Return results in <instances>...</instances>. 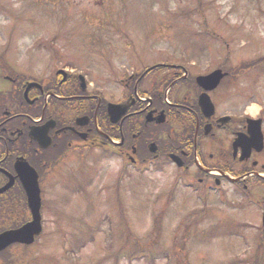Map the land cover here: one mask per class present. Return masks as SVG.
<instances>
[{
	"label": "rangeland",
	"instance_id": "obj_1",
	"mask_svg": "<svg viewBox=\"0 0 264 264\" xmlns=\"http://www.w3.org/2000/svg\"><path fill=\"white\" fill-rule=\"evenodd\" d=\"M197 6L217 35L205 34L206 18ZM127 41L134 46L131 58L137 66L118 61ZM36 46L45 52L32 49ZM50 51H58L59 60ZM226 53L233 66L264 57V0H0L1 63L10 70L30 63L28 70L36 66L47 74L75 64L74 70L89 73L93 90L107 87L109 97L119 94L117 81L127 69L180 62L196 77L216 69ZM113 64L116 75L106 68ZM231 83L240 90L236 100ZM231 83L222 87L223 111L247 109L264 118V64L245 69ZM120 156L89 148L65 154L44 181V235L15 264H151L130 258L139 247L150 257L151 248L142 242H152V230L158 234L154 227L160 214L158 245L181 249L171 260L162 256L154 264H253L260 259L264 185L249 184L248 196L242 187L225 182L217 188L213 181L208 192L200 184L186 186L196 175L181 177L169 162L142 171Z\"/></svg>",
	"mask_w": 264,
	"mask_h": 264
},
{
	"label": "flooded vegetation",
	"instance_id": "obj_2",
	"mask_svg": "<svg viewBox=\"0 0 264 264\" xmlns=\"http://www.w3.org/2000/svg\"><path fill=\"white\" fill-rule=\"evenodd\" d=\"M28 64L10 70L0 62V232L21 228L32 219L23 182L28 163L40 176L44 219V181L48 172L59 165L67 152L78 148L112 147L126 157L136 148L137 158L140 148L145 146L140 142L147 136L157 139L158 144L163 143L159 149L160 156L165 157L157 160H171L169 155L176 153L183 158L185 170L190 171L193 166L201 168L203 178L200 181L212 177V173L204 168L212 170L226 165L231 171V165L244 166L251 160L253 164L261 156L262 152L253 149L249 159L241 160L243 148L235 149L238 136L243 139L246 152L249 146L251 134L244 113L232 114L228 124H219L217 117H212V128L206 132L209 120L202 115L198 100L202 89L190 73L182 78L183 74L177 70L156 82H147V74L141 80L137 74H128L121 79L127 92L116 102L130 105L121 120L113 123L108 112L111 101L97 89H92L88 74L85 76L82 70H74L67 64H62V68H51L47 74L36 66L28 70L32 66ZM174 81L177 82L171 86L169 98L166 88ZM216 91L210 94L214 96ZM163 111L168 122H177V134L154 132ZM149 114L156 122L146 124ZM195 119L199 123L194 129H198L197 158L194 152L196 133L192 134ZM136 158L134 163L139 161ZM243 172L247 170L243 169ZM14 246L22 249L27 245L15 243L0 251V264H12Z\"/></svg>",
	"mask_w": 264,
	"mask_h": 264
},
{
	"label": "water",
	"instance_id": "obj_3",
	"mask_svg": "<svg viewBox=\"0 0 264 264\" xmlns=\"http://www.w3.org/2000/svg\"><path fill=\"white\" fill-rule=\"evenodd\" d=\"M222 77L223 74H221V70H218L210 76L200 77L198 80L201 84L211 82L217 85ZM204 101L206 102L205 99ZM251 130L253 140L255 142H261L259 147V150H261L264 138L261 130V120L252 121ZM23 182L28 195L29 206L33 213V220L19 229L1 233L0 250L15 242L30 244L35 240V236L42 232L41 194L37 173L33 169L27 167V173L24 174Z\"/></svg>",
	"mask_w": 264,
	"mask_h": 264
},
{
	"label": "trees",
	"instance_id": "obj_4",
	"mask_svg": "<svg viewBox=\"0 0 264 264\" xmlns=\"http://www.w3.org/2000/svg\"><path fill=\"white\" fill-rule=\"evenodd\" d=\"M195 10H198V12L200 11L199 10V7H196ZM200 13H201L202 16H204L206 18L205 19V22H204V26H205V31L204 32H205V34H208V33H211L213 35L216 34L214 31H210L209 28L207 27V23H208L207 15L204 12H202V11H200ZM262 64H264V57L258 58V59H252V60L248 61V63H246L245 65H241V66L240 65L239 66H233V65H231V78H233V79L236 80V79H238L239 76H241V74L244 72L245 69H247V68H257L259 65H262ZM169 202H170V200H169ZM202 213L206 215L207 214V210L206 209H203L202 210ZM155 222H156V226L154 227V230L158 234H156L152 230L151 235H150L151 238L149 237L152 240V242H149V243L142 242V243H144L145 245H147V246H149L151 248L150 249V257L147 255V253H145L144 251H142V248L141 247H139L140 249L137 248L136 250H133L132 251V254H131L132 257L130 258L131 260L134 257H136L137 260L138 259L145 258L149 263L154 264L155 263V260L158 257H162V256H166L167 259H170L171 260L173 254L176 253V255H177V253L181 249V247H179V246H174V247H172V250H171V248L168 249V250H163L158 245V243H159V241L161 239V224H162V222H161V214L156 217ZM141 239H143V238H141ZM112 246H113V244H110L109 245V247H112ZM136 246H138V245H136ZM154 246L156 248L155 251L153 249ZM263 247L264 246H262L261 249ZM262 252H263L262 254H264V249H262ZM176 264H178V263H176ZM253 264H263V257L261 256L260 259L259 258H256L253 261Z\"/></svg>",
	"mask_w": 264,
	"mask_h": 264
}]
</instances>
